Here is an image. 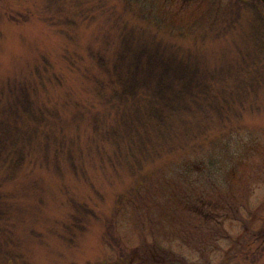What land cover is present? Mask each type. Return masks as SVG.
I'll return each instance as SVG.
<instances>
[{
  "label": "rangeland",
  "instance_id": "374dc122",
  "mask_svg": "<svg viewBox=\"0 0 264 264\" xmlns=\"http://www.w3.org/2000/svg\"><path fill=\"white\" fill-rule=\"evenodd\" d=\"M84 2L57 4L74 21L68 30L56 3L0 0V90L36 83L42 73L45 86L31 97L96 103L97 81L104 95L112 85L89 50L111 61L106 37L114 42L138 23L145 26L142 35L169 25L163 32L174 35L177 52L197 50V66L213 73L206 79L216 86L238 87L264 74L260 0ZM83 10L90 11L86 18ZM50 72L59 82H48ZM203 107L196 112L195 104L188 118L190 133L207 128L192 134L191 151H167L146 163L143 177L94 172L91 188L70 174L37 170L4 183L13 198L0 248L15 254L10 264H264V84L236 97H207ZM185 159L192 172L183 176ZM69 197L86 199L94 212L73 236L62 222Z\"/></svg>",
  "mask_w": 264,
  "mask_h": 264
},
{
  "label": "trees",
  "instance_id": "16d2710c",
  "mask_svg": "<svg viewBox=\"0 0 264 264\" xmlns=\"http://www.w3.org/2000/svg\"><path fill=\"white\" fill-rule=\"evenodd\" d=\"M45 1L49 7L56 3L57 15L68 20V30L74 21H69L62 8L75 1L77 6L85 3ZM89 12L83 10L80 14L86 18ZM52 23L57 24L56 19ZM143 27L138 23L130 31L123 30L114 42L113 36L106 37L103 48L114 51L109 62L101 51L89 50V55L109 74L112 85L104 95L103 83L97 81L100 96L96 103L69 97H31L45 86L42 73L37 74L36 83L20 81L0 90V234L4 232L3 217L13 198L10 190L2 187L4 183L29 173L36 176L37 170L41 171L39 175L46 171L57 177L70 174L91 188L95 187L91 182L94 172L143 177L146 163L169 150L187 149L193 144L192 134L196 138L207 131L198 127L196 133L189 132L188 118L195 104L196 112L204 113L207 97H236L264 84L262 74L238 87L223 81L216 86L206 79L208 75L212 79L213 73L197 66L198 53L192 52L197 50L177 52L174 35L163 32L169 25L151 26L152 31L142 35ZM44 62L48 68L49 62ZM48 82H59V78L50 72ZM223 112L224 108L219 106L217 114L221 118ZM225 122L220 121L222 125ZM191 149L192 146L187 152ZM187 159L179 165L184 166L180 173L183 176L192 172L186 165ZM66 189L64 184L59 187L60 192ZM66 204L69 213L62 222L73 236L75 228L84 230L94 212L86 199L69 197ZM13 258L15 254L0 248V264H10Z\"/></svg>",
  "mask_w": 264,
  "mask_h": 264
},
{
  "label": "flooded vegetation",
  "instance_id": "af4514ba",
  "mask_svg": "<svg viewBox=\"0 0 264 264\" xmlns=\"http://www.w3.org/2000/svg\"><path fill=\"white\" fill-rule=\"evenodd\" d=\"M261 2H263V0H260ZM264 3V2H263ZM263 251H264V248L262 249ZM261 258H255V260H256V262L258 261V260H260Z\"/></svg>",
  "mask_w": 264,
  "mask_h": 264
},
{
  "label": "water",
  "instance_id": "95a60500",
  "mask_svg": "<svg viewBox=\"0 0 264 264\" xmlns=\"http://www.w3.org/2000/svg\"><path fill=\"white\" fill-rule=\"evenodd\" d=\"M263 2H264V0H263Z\"/></svg>",
  "mask_w": 264,
  "mask_h": 264
}]
</instances>
